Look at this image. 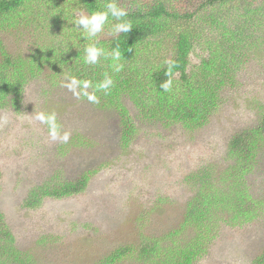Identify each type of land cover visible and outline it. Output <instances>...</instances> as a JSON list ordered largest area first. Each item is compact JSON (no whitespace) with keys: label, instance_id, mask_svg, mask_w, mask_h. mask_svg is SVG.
Here are the masks:
<instances>
[{"label":"rangeland","instance_id":"1","mask_svg":"<svg viewBox=\"0 0 264 264\" xmlns=\"http://www.w3.org/2000/svg\"><path fill=\"white\" fill-rule=\"evenodd\" d=\"M165 1L186 9L201 2ZM75 2L29 0L20 16L13 17L14 26L0 28V48L8 54L27 55L48 45L58 56L48 57L26 83L18 109L10 103L0 109V211L20 260L12 263L97 264L116 248L131 246L133 252L114 264H143L136 256L141 241L157 239L162 246L181 250L203 233L205 250L192 264H252L264 251L263 212L252 221L234 224L219 219L185 225L184 217L194 193L188 176L204 164L216 171L226 167L231 135L253 126L262 109L264 0H254L251 12H246L256 22L242 32L244 63L235 81L224 88L208 121L197 128L162 124L141 114L125 96L123 105L136 128L127 147L121 144L122 116L116 107H100L83 95L78 98L80 85L75 92L64 85L71 78L84 77L83 70L97 69L106 75L121 72L128 77L131 68L145 73L172 58L173 37L161 34L140 46L131 58L109 62L99 52L95 64L84 63L85 45L109 39L120 29L106 21L100 32L85 30L74 20L90 14ZM229 8L219 16L227 25L245 12ZM223 28L218 24L202 32L190 53L189 68L206 55L209 41L221 40ZM80 68L82 73H75ZM41 113L55 115L58 137L70 133L67 143L51 138L49 125L36 119ZM79 135L82 139H76ZM84 172L90 178L82 191L42 197L36 206L24 205L31 189L74 181ZM246 181L253 196H264V147Z\"/></svg>","mask_w":264,"mask_h":264},{"label":"trees","instance_id":"2","mask_svg":"<svg viewBox=\"0 0 264 264\" xmlns=\"http://www.w3.org/2000/svg\"><path fill=\"white\" fill-rule=\"evenodd\" d=\"M75 1L80 5L78 8L90 15L105 11V6L109 3L127 12V16L123 18L109 13L107 20L116 25L124 21L130 22L131 28L127 32L120 29L111 38L88 45L101 49L103 58L109 62L113 58L122 60L133 57L140 46L161 34L173 37V55L169 60L173 63L170 72L166 62L149 68L145 73L131 68L129 72L133 73L129 77L121 72L106 75L104 71L100 73L97 69L95 72L83 70V73L81 68L75 70V73L81 72L84 76L77 77L80 81L91 82L92 87L86 91L95 93L99 99V103H96L98 106H113L120 111V140L124 147L129 146L136 133L132 118L123 105L125 96L138 107L141 114H148V117L157 119L162 124H179L185 128H197L205 124L218 107L224 88L235 81L237 72L244 63L245 57L241 51L245 39L242 32H246L243 30L246 29L244 26L256 22L246 16V12H251L250 5L254 0H201L199 5L190 9L177 5L171 7L165 0ZM27 2L29 0H0V28L14 26L13 17L20 16ZM228 6L229 10L232 7L245 9V17L234 16L229 25L224 24L219 16L222 9L224 11ZM193 24H199L201 28H195ZM218 24L225 27L221 31V40L209 41L206 55L198 64L189 68L190 53L202 37V32L217 28ZM88 46H84V52ZM117 52L119 57L116 56ZM0 55V109L9 103L18 109V101L26 83L37 75L36 72L48 57H58L54 48L48 45H41L32 53L21 56L8 54L1 47ZM83 62L85 63L84 59ZM106 77L113 81L107 95L96 89V85ZM169 79L172 81L171 88L165 91L162 86ZM260 107L262 109L253 126L231 135L227 145L229 164L226 167L216 171L213 165L204 164L188 176V183L194 187V193L187 202L185 225L199 226L215 223L219 219L230 224L244 223L256 219L261 212L264 213V196H253L246 181L257 154L264 147V102ZM76 139H82V136H76ZM89 178L90 174L84 172L74 181L52 187L37 186L30 190V194L24 199V205L36 206L46 196L60 198L80 192L87 186ZM12 241L4 215L0 211V264H19L11 261L18 260ZM205 243L203 233L195 236L193 242L181 250L162 246L159 240L150 238L141 241L136 248V256L143 264H192L204 252ZM131 251L133 252L131 246L116 248L97 264H114ZM252 264H264V251Z\"/></svg>","mask_w":264,"mask_h":264},{"label":"clouds","instance_id":"3","mask_svg":"<svg viewBox=\"0 0 264 264\" xmlns=\"http://www.w3.org/2000/svg\"><path fill=\"white\" fill-rule=\"evenodd\" d=\"M105 11L93 12L91 15H81L78 19L74 20V23H80L85 26V30L90 31L91 33L95 34L101 31L102 25L108 20L109 13L112 16H116L118 18H123L127 16V12L122 8H117L114 4L109 3L106 6ZM118 29L124 30L127 32L131 28V24L128 21H124L116 26ZM86 56H85V63L95 64L97 60V54L102 51L101 49L97 48L95 45L88 46L86 48ZM116 56L119 57V52L116 53ZM169 65V72L171 71L172 63L171 61L166 62ZM119 68H116L115 71H119ZM113 81L111 78L106 77L105 80L98 85H96V89L99 91H104L105 95H107L109 88L112 86ZM172 81L169 79L166 83L163 84V89L165 91H169L171 88ZM80 85V93L78 94V98L83 95L87 98L89 102L92 103H99L98 97L95 93H89L86 89L92 87L91 82L84 80L80 81L76 78H71L68 83L64 86L68 89L75 92L76 86ZM36 119L41 121L42 123H46L49 125L50 128V136L53 140L59 138L61 142L67 143L70 139V133L65 132L62 136L58 137L57 131V124L56 118L54 114H37Z\"/></svg>","mask_w":264,"mask_h":264}]
</instances>
